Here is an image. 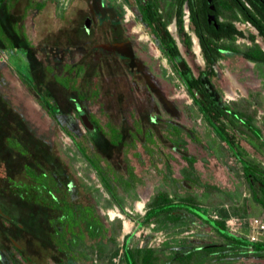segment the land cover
I'll return each instance as SVG.
<instances>
[{"label":"rangeland","instance_id":"obj_1","mask_svg":"<svg viewBox=\"0 0 264 264\" xmlns=\"http://www.w3.org/2000/svg\"><path fill=\"white\" fill-rule=\"evenodd\" d=\"M109 1L119 6L123 22L134 35L138 36L133 24L144 30L146 36L141 40L152 52L144 62L158 76L160 71L165 74L160 85L167 98L175 103L172 111L165 105H154L146 95L145 85L141 86L142 91H134L122 69V60L96 59L88 51L92 44L103 39V33L94 29L87 34L83 27L90 0H44V3L8 0L0 5V237L6 248H10L12 242L22 247V254L18 256L20 264H127L123 257L125 243L130 247L156 250L161 264H177L169 258L178 249L185 251L191 246L224 241L212 227L189 214L178 222H143L146 210L159 196L197 198L200 202L194 203L200 212L223 220L227 230L237 236H242L239 235L242 229H249L253 215L264 219V211L251 196L239 160L192 103L175 67L157 49L153 35L139 17L136 1ZM171 3L163 10L165 19L172 13ZM173 35L179 39L176 28ZM63 48L68 52L63 54L62 50L59 56L58 50ZM178 49L197 73L203 63L199 64L193 51L186 50L182 44ZM65 61L83 64L80 90L87 94L94 84L100 90L105 114L99 111L96 102L84 104L76 92L56 82L46 69L54 64L55 71H59ZM247 68L259 78L257 86L247 85L250 78L244 74ZM261 68L264 77V64ZM228 73L237 76L232 75L230 79ZM23 80L30 85L33 82V86ZM210 83L214 88L213 96L250 118L264 137V78L257 73L256 66L242 59L225 57L220 60L218 72ZM230 84L237 88L228 91ZM44 96L50 104L49 110L43 103ZM129 106L135 107L156 134H166L172 141L162 139L156 146L151 144V155L140 144L136 149H127L129 165L137 178L126 188L113 179L111 170L114 199L75 142L82 141L89 153L92 147L98 150L109 162L110 169L128 177L122 146L110 144L95 125L83 122L81 113L88 119L89 114L94 113L101 124L111 118L120 124L127 137L130 124L125 114ZM168 120L179 124V136L165 129ZM64 125L72 130L75 138L66 133ZM238 129L245 131L242 127ZM235 135L245 148L246 156L263 166L264 151L260 153L250 146L244 139L246 134L236 131ZM178 138L183 143L173 148ZM135 150L139 156L133 155ZM183 154L193 157V162ZM100 162L107 165L102 159ZM25 166L55 174L62 182L59 192L64 193L67 200L92 204L108 228L105 235L97 238L85 235L73 256L58 251L50 237L51 208L34 202L33 196L29 199L17 195L22 189L13 185V182H31L25 175ZM185 175L199 185L188 183ZM60 193L56 195L60 197ZM117 212L123 218L118 217ZM110 215L115 217L110 219ZM244 237L249 239V234ZM215 256L194 260L192 264H264V256L232 254L219 260Z\"/></svg>","mask_w":264,"mask_h":264},{"label":"trees","instance_id":"obj_2","mask_svg":"<svg viewBox=\"0 0 264 264\" xmlns=\"http://www.w3.org/2000/svg\"><path fill=\"white\" fill-rule=\"evenodd\" d=\"M175 1L177 2L178 0ZM248 1L251 3L254 10L252 11L251 21L258 29L259 34L264 36V6L259 0ZM137 2L143 21H145L149 26L153 25L155 21H159L158 8L161 4V0H156L154 2L137 0ZM234 3L245 16L247 14V8L244 0H236ZM197 4L199 9L196 11L201 14V8L204 7L206 9V1L198 0ZM196 11H193V13ZM182 15V2L178 1L177 5L172 3V13H169L167 19L160 22L168 36L169 41L167 44L162 43V45H160L166 54L173 56L171 63L173 67H175V72L181 79L182 83L186 86L189 95L193 98L194 104L199 108L200 112L218 134L220 139L239 160L253 200L264 209V167L260 163L253 161L246 156L247 154L245 148L240 144L235 135L236 131L241 134H246V137H244L245 141L255 150L263 153L264 137L262 131L252 122L250 118L243 116L237 109L233 108L229 103L221 100V98H215V96H213V94L206 88L203 78L206 77L207 81H209L212 76L216 75L215 62L216 59L221 56L219 45L213 44L211 40V44H209L210 42L207 43L202 40V49L206 59V68L200 71L198 77H195L192 74L190 68L184 62L183 57L179 52L175 39L165 28L172 16H175L180 41L186 48L189 49L191 46V40L189 35L184 30ZM213 31L214 28L211 27L208 32L210 36L213 35ZM235 32L240 33V31L236 30L234 26L231 25L228 35H233ZM164 45L166 47H164ZM222 47L226 48V46ZM244 55L252 61L264 64V51L259 47L251 54L244 52ZM56 58L58 59V57ZM180 61H182L185 67L184 69H180L177 65ZM83 67V64L78 63V61H65L61 66H59V71H55L56 67L54 64L46 66V69L53 74L56 82L64 88L76 92L77 97H79V100H82L84 104L91 101L96 102L100 107L99 111L105 114L103 102L100 99V90L95 87L94 84L93 87L89 89L87 94L82 93L80 90L79 77ZM23 82L27 85L29 84L25 80H23ZM29 86H33V82L31 85L29 84ZM43 103L49 110L50 104H48L45 96L43 97ZM125 116L130 124L127 137H124L120 124L114 122L111 118L104 124H101L94 113L91 112L89 114L91 121L107 138L110 144L122 146L123 159L126 165L128 177L110 169L109 162L98 150L92 147L93 149L91 148V152L89 153L88 148L82 143V141L75 142L78 151L95 170L103 187L112 195V197H114V199H116L115 186L112 184L111 176H109L111 174V170L113 172V179L121 183V185L126 188L131 186L132 181L137 178L133 172L132 166L129 165L127 149H136L137 145L140 144L144 151L151 155L153 145H158L159 142H162V139L172 141L166 134H161V136L156 134L154 129L142 120L135 107L129 106ZM63 127L66 133L75 138L72 130L66 128V125ZM238 127L244 128L245 131H240ZM180 128L179 124L168 120L165 129L172 134L179 136ZM178 141H181V139H177L173 148H176V145H182L181 143H183V141L180 143ZM15 143H13L14 146H16ZM18 149H21L20 146ZM133 155L139 156L140 153L135 150ZM183 156L185 159L193 162V157L186 154H183ZM101 159L106 161V166L101 164ZM25 175L31 182H25L24 184V181L18 183L13 182L14 187L22 189L20 192H17V195L22 197L24 196L29 199L33 196L32 200L34 202L43 203L51 208L53 216L48 220L52 229L50 237L52 243L58 251L65 253L68 257L73 256L74 250L77 249L78 245L83 243L85 235H88L91 238L102 237L105 235V231H107L108 228L96 214L93 205L90 203H73L72 201L67 200L64 193H60L62 182L55 174L43 171L37 172L31 167L25 166ZM184 177V180L188 181V183H195L193 178L188 175H185ZM195 184L199 185L197 183ZM25 186L27 187L25 188ZM56 192L60 193V197L56 195ZM159 197H156L154 199L156 200L155 204L146 210L142 219L143 222L153 220L163 222L161 224L166 222H178L189 214L212 227L224 238V241L219 244L206 243L201 244L200 246L195 245L188 247L185 251H181L180 249L176 250L174 255L169 259L175 260L177 264H192L194 260H206L205 257L211 256L212 254L216 255L215 257H218L216 258L217 260L227 258L232 254L243 256H249L251 254L259 257L264 256V241H252L243 236H237L230 233L223 220L211 218L198 210L195 203L200 201L197 198L193 197L188 199L180 197L179 199H176L175 197H168L166 195L160 198ZM159 199H162L163 201H160ZM118 204H120L119 201ZM226 213L225 215H227ZM200 252H202V254ZM189 256H194L195 259L189 261V259H187ZM123 257L127 264H161V259L157 255L156 250L147 247H130L126 243L123 245Z\"/></svg>","mask_w":264,"mask_h":264},{"label":"flooded vegetation","instance_id":"obj_3","mask_svg":"<svg viewBox=\"0 0 264 264\" xmlns=\"http://www.w3.org/2000/svg\"><path fill=\"white\" fill-rule=\"evenodd\" d=\"M5 1L8 2V0H1L0 5ZM34 1L40 2V0ZM41 1L44 3V0ZM135 1L138 7V2L137 0ZM147 1L154 2L156 0ZM161 1L163 4H160L158 8L159 21H155L153 25L149 26L145 21L142 20L139 8L138 12L139 17L144 24L143 26L149 28V31L153 35L156 41L157 49L170 63L173 56L166 54L164 49L161 47L162 43L167 44L169 39L160 22L165 20L163 10H166L171 2L177 5L178 1H180L182 2L183 14L185 12L187 13L186 19L184 20L183 15L182 18L184 30L189 35L191 40V46L188 49L182 43H180L181 41H179V44H182L186 50H192L197 56L196 61H198L199 64L203 63V66L197 71V73H194L187 60L183 55H181L184 62L190 68L192 74L195 77H198L200 71L206 68V59L202 49V40H204L207 43L210 42L209 44H211L212 41L213 44L220 46L221 56H219L215 62L216 73L218 72L220 60L225 57L228 59L232 57V59H242L245 63L248 62L250 64L252 62L256 66L257 73L260 74L262 78H264L263 68H261L262 64L252 61L250 58L244 55V52L249 54L253 53L256 48L258 49V47H261V49L264 51V36L259 34L258 29L251 21L252 11L254 10L248 0H244L245 6L247 8V14L245 16L236 7L234 3L236 0H205L206 9L202 7L201 14L196 11L199 9L197 4L198 0H178L177 2L175 0ZM259 1H261L264 6V0ZM37 11L39 10H36V12ZM193 11L196 12L193 13ZM231 25H233L236 30L240 31V33L235 32L233 35H228ZM83 27L87 34H89L91 30L94 32V29L103 33V39L96 42L95 44H92L91 50H88L92 53L91 55L94 58H116L118 60H122V69L127 75V78L130 84L133 86L135 92L138 90L142 91L141 86L145 85L148 90L146 95L150 97L151 101L155 102L154 105H156V103L158 105H165L171 111L173 110L175 103L167 98L160 85V82L165 77V74L163 71H160L161 75L158 76L144 62V59L148 57V54H152L150 48H147L144 41L141 40L146 36L144 30L139 25L133 24V29L136 31L138 36L134 35V32L128 28L129 26L123 22L122 12L118 5L113 4L109 0H90V2L87 4V16L83 20ZM211 27L214 28L212 36H210L208 33ZM165 28L175 39V36L173 35L175 28L177 29L175 16L173 21L171 23H167ZM178 40H180V38ZM196 44L198 45V51L195 48ZM176 45L179 48L177 43ZM222 46H226V48H223ZM164 47L166 46L164 45ZM64 49L65 48L58 50L59 56L62 50L63 54L68 52ZM199 58L201 59V62ZM179 63L182 64V67L179 66ZM177 65L180 69L185 68L182 61L178 62ZM244 74L250 77L249 81L247 82L248 86L254 87L258 85L259 78L250 68L244 70ZM236 76L237 75H235V78ZM212 77L209 81H207L206 77L203 78V82L205 83V86L209 92L213 91L214 89L210 83ZM184 87L187 94L189 95L185 85ZM190 98L194 104L193 98L191 96ZM49 112L50 111H48V113ZM91 123L93 126L94 123L92 121ZM24 183L25 182H23V184ZM21 250L22 247L14 242L11 243L10 248H6L4 241H2L0 237V264H20V258L18 256L22 254Z\"/></svg>","mask_w":264,"mask_h":264},{"label":"built area","instance_id":"obj_4","mask_svg":"<svg viewBox=\"0 0 264 264\" xmlns=\"http://www.w3.org/2000/svg\"><path fill=\"white\" fill-rule=\"evenodd\" d=\"M186 15H187V13L185 12L183 14L184 20L186 19ZM263 166H264V162H263ZM115 209H116V211H119L117 208H115ZM109 217H110V219H112L115 216L111 217V215H110ZM120 218H123V217H120ZM249 230H250L249 239L254 240V241L257 240L259 234L264 232V219H262L260 217H256V216L251 217L249 220Z\"/></svg>","mask_w":264,"mask_h":264},{"label":"crops","instance_id":"obj_5","mask_svg":"<svg viewBox=\"0 0 264 264\" xmlns=\"http://www.w3.org/2000/svg\"><path fill=\"white\" fill-rule=\"evenodd\" d=\"M228 75H229V77H230V79H231L233 74L228 73ZM257 79H258V78H257ZM258 80H259V79H258ZM227 88H228V89H227L228 91H229V90L233 91V89H235V88L233 87L232 84H230ZM245 91H246V90H245ZM242 92H243V90H242ZM263 167H264V166H263ZM260 210H261V211H264V209H263L262 207H260ZM253 216H256V215H253ZM239 233H240L239 235H242V236L244 237V236H247V234L250 233V230H249V229H248V230L242 229ZM258 240H259V241H264V232L261 233V234H259V236H258Z\"/></svg>","mask_w":264,"mask_h":264},{"label":"water","instance_id":"obj_6","mask_svg":"<svg viewBox=\"0 0 264 264\" xmlns=\"http://www.w3.org/2000/svg\"><path fill=\"white\" fill-rule=\"evenodd\" d=\"M175 40H176V43L179 45V40L177 37H175ZM81 118L83 122L86 123L88 126H92L91 121L88 119V117L84 113L81 114Z\"/></svg>","mask_w":264,"mask_h":264},{"label":"bare ground","instance_id":"obj_7","mask_svg":"<svg viewBox=\"0 0 264 264\" xmlns=\"http://www.w3.org/2000/svg\"><path fill=\"white\" fill-rule=\"evenodd\" d=\"M181 45V44H180ZM196 50L198 51V45L196 44ZM199 60H200V62H201V59L199 58ZM117 216H119V217H123V215L121 214V213H119V212H117V214H116ZM111 217H113V216H111Z\"/></svg>","mask_w":264,"mask_h":264}]
</instances>
